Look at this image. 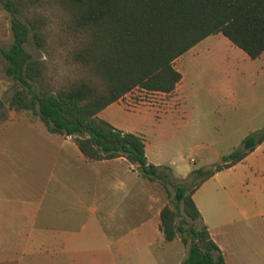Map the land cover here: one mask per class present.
Wrapping results in <instances>:
<instances>
[{"label":"trees","instance_id":"obj_1","mask_svg":"<svg viewBox=\"0 0 264 264\" xmlns=\"http://www.w3.org/2000/svg\"><path fill=\"white\" fill-rule=\"evenodd\" d=\"M69 16L72 35L67 61L79 74L58 80L47 63L24 47L30 33L47 50L41 15L30 13L23 0H2L11 12L13 41L0 51L6 72L15 79L9 105L35 114L49 132L71 135L91 160L124 156L150 179L166 176L147 160L141 133L115 127L98 112L135 86L172 91L181 79L174 60L205 36L221 33L255 58L264 50V0H55ZM264 140V125L246 134L238 147L214 168L196 171L191 190L175 186L178 206L165 204L159 227L165 239L176 235L187 245L181 264H226L221 248L205 223L193 220L200 210L192 197L197 186L215 172L242 160Z\"/></svg>","mask_w":264,"mask_h":264},{"label":"rangeland","instance_id":"obj_2","mask_svg":"<svg viewBox=\"0 0 264 264\" xmlns=\"http://www.w3.org/2000/svg\"><path fill=\"white\" fill-rule=\"evenodd\" d=\"M23 1L30 13L41 15L42 28L47 32L46 51L35 45L30 33L25 49L45 60L48 74L58 80L78 75L77 66L65 57L72 46V35L65 30L69 28L68 13L55 0ZM10 24L11 12L0 0V48L13 41ZM173 63L183 74L176 96L135 86L106 115L117 126L144 135L148 159L159 163L166 176L163 180L150 179L136 163L132 164L143 185L153 188L151 193L163 194L165 204L177 205L181 210L174 198L175 186L185 185L191 190L200 179L198 168H214L246 134L264 125V56L252 58L223 34L214 33ZM5 66L0 51V123L44 125L31 111L10 107L15 79ZM1 133L0 138L5 137ZM195 197L212 230H218L219 238L226 243L228 257L241 254L242 264H264V140L242 160L200 182ZM199 220L192 224L197 227ZM8 245L0 242V251ZM91 245L96 249L90 256L94 257L93 264H105L99 250L104 243ZM155 246L160 247V242ZM179 253L174 247L175 263ZM170 258L160 256L159 264L169 263ZM28 262L45 264L42 258L18 259V264ZM0 264H17V260L0 259ZM77 264L92 263L88 260Z\"/></svg>","mask_w":264,"mask_h":264},{"label":"crops","instance_id":"obj_3","mask_svg":"<svg viewBox=\"0 0 264 264\" xmlns=\"http://www.w3.org/2000/svg\"><path fill=\"white\" fill-rule=\"evenodd\" d=\"M263 56L264 50L257 57ZM182 77L172 91L163 93L176 96ZM120 101L98 112L118 128L107 115ZM0 131L1 136L6 134L0 138V242L9 244L0 251L5 254L0 259H16L17 264L21 257L42 258L45 264L88 260L93 264L90 256L96 249L91 244L102 241L99 250L105 264H159L163 255L171 257L167 264H181L187 245L179 235L165 239L159 227L163 194L151 193L153 188L143 185L141 175L124 156L88 159L71 135L49 132L43 124L5 122L0 123ZM145 153L150 161L146 142ZM192 197L200 210L199 224L207 225L225 263L242 264L241 254L227 256V245L202 214L195 190ZM174 247L181 254L176 263Z\"/></svg>","mask_w":264,"mask_h":264}]
</instances>
